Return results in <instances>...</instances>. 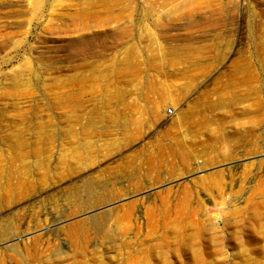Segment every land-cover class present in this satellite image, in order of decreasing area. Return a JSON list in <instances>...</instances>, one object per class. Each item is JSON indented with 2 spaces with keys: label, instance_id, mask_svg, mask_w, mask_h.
<instances>
[{
  "label": "rangeland",
  "instance_id": "374dc122",
  "mask_svg": "<svg viewBox=\"0 0 264 264\" xmlns=\"http://www.w3.org/2000/svg\"><path fill=\"white\" fill-rule=\"evenodd\" d=\"M188 2L0 0V264H264V0Z\"/></svg>",
  "mask_w": 264,
  "mask_h": 264
},
{
  "label": "bare ground",
  "instance_id": "6f19581e",
  "mask_svg": "<svg viewBox=\"0 0 264 264\" xmlns=\"http://www.w3.org/2000/svg\"><path fill=\"white\" fill-rule=\"evenodd\" d=\"M189 1H190V3H191V2H195V3H198V2H199V0H189ZM216 1H217V0H216ZM216 1H215V0H204V3L201 4V5L199 4V5H200V7H201V6H204V7H206V8L209 7L210 10H214V12H215L216 10H215L214 7L218 5V3H217ZM201 2H202V1H201ZM188 3H189V2H188ZM188 3H186V4L184 3V5H187ZM190 3H189V4H190ZM184 5H183V6H184ZM190 5H191V4H190ZM190 5H189V6H190ZM199 5H198V6H199ZM218 8H219V7H218ZM218 8H217V9H218ZM226 14H227V13H226ZM216 17H217V16H216ZM198 26H199V25H198ZM261 58H262V57H261ZM252 61H253V60H252ZM244 68H245V67H244ZM250 69H251V68H250ZM253 70H254V69H253ZM247 72H248V71H247ZM250 72H251V71H250ZM180 74H181V73H180ZM252 80H253V79H252ZM257 80H258V79H257ZM248 83H249V82H248ZM239 84H240V83H239ZM257 85H258V84H257ZM186 90H187V89H186ZM256 90H257V89H256ZM258 91H259V90H258ZM253 92H254V91H253ZM245 93H246V92H245ZM248 93H249V92H248ZM238 98H239V96H238ZM241 98H242V97H241ZM238 100H239V99H238ZM212 101H213V100H212ZM236 101H237V100H236ZM223 102H224V101H223ZM228 102H229V101H228ZM228 102H227V103H228ZM240 102H241V100L239 101V103H240ZM213 103H214V102H213ZM234 103H235V102H234ZM215 106H216V105H215ZM216 110H217V109H216ZM251 110H252V109H251ZM202 114H203V113H202ZM199 122H200V121H199ZM204 123H205V122H204ZM179 142H180V141H179ZM176 143H178V142H176ZM180 145H181V144H180ZM180 145H179V146H180ZM179 146H178V147H179ZM172 150H173V149H172ZM178 150H179V149H178ZM161 151H162V150H161ZM172 152H173V151H172ZM176 152H177V151H176ZM179 152H180V151H179ZM177 154H178V153H177ZM212 180H213V179H212ZM217 182H218V181H217ZM215 184H216V183H215ZM183 202H184V201H183ZM168 208H169V207H168ZM175 209H176V208H175ZM178 209H179V208H178ZM166 210H167V209H166ZM173 211H174V210H173ZM178 212H179V211H178ZM181 214H182V213H181ZM178 215H179V214H178ZM165 225H166V224H165ZM168 227H169V225H168ZM174 227H175V226H174ZM98 228L100 229V231H103V224H102V221H101V223H100V225H99ZM175 228H176V227H175ZM168 229H169V228H168ZM5 230H7V232H8V228H7V227L5 228ZM180 242H181V241H180Z\"/></svg>",
  "mask_w": 264,
  "mask_h": 264
},
{
  "label": "built area",
  "instance_id": "2783aa9c",
  "mask_svg": "<svg viewBox=\"0 0 264 264\" xmlns=\"http://www.w3.org/2000/svg\"><path fill=\"white\" fill-rule=\"evenodd\" d=\"M168 111H169V112H172V110H171V109H169Z\"/></svg>",
  "mask_w": 264,
  "mask_h": 264
}]
</instances>
